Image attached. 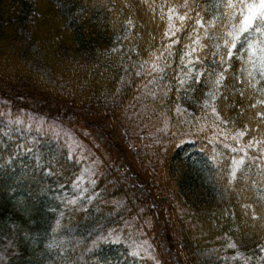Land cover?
Here are the masks:
<instances>
[{"label":"trees","instance_id":"16d2710c","mask_svg":"<svg viewBox=\"0 0 264 264\" xmlns=\"http://www.w3.org/2000/svg\"><path fill=\"white\" fill-rule=\"evenodd\" d=\"M259 0H0V264H264ZM234 45V46H233ZM148 244V251L144 245Z\"/></svg>","mask_w":264,"mask_h":264},{"label":"rangeland","instance_id":"374dc122","mask_svg":"<svg viewBox=\"0 0 264 264\" xmlns=\"http://www.w3.org/2000/svg\"><path fill=\"white\" fill-rule=\"evenodd\" d=\"M87 119L95 126L97 125L98 132L96 136L100 142L102 144H111L114 147L115 151L120 157V166L125 170V176L130 178L132 184L138 186V194H140L144 199H149L151 201L152 207L156 209L155 227L152 237L156 240L160 247L162 258L166 259L169 257V259L172 261V264H182L178 257V243L171 238L167 228V222L164 214L165 200L154 199L155 197L152 194L150 186L144 179L140 169H138V167L133 162L131 152L126 147L122 135L111 126L90 120L88 114ZM144 247L148 251L150 250V247L147 243L144 245Z\"/></svg>","mask_w":264,"mask_h":264},{"label":"snow or ice","instance_id":"6c2138e0","mask_svg":"<svg viewBox=\"0 0 264 264\" xmlns=\"http://www.w3.org/2000/svg\"><path fill=\"white\" fill-rule=\"evenodd\" d=\"M246 7L247 15L243 18V24L239 30L240 32L247 31L250 27H252L253 22L258 18L264 22V0H259V4H248ZM261 52L264 53V49H261ZM262 59H264V57H262Z\"/></svg>","mask_w":264,"mask_h":264},{"label":"bare ground","instance_id":"6f19581e","mask_svg":"<svg viewBox=\"0 0 264 264\" xmlns=\"http://www.w3.org/2000/svg\"><path fill=\"white\" fill-rule=\"evenodd\" d=\"M139 169V168H138ZM130 179V178H129ZM134 185V184H133ZM136 186V185H135ZM137 193H138V186H137ZM140 195V194H139ZM141 196V195H140ZM142 197V196H141ZM143 198V197H142Z\"/></svg>","mask_w":264,"mask_h":264}]
</instances>
